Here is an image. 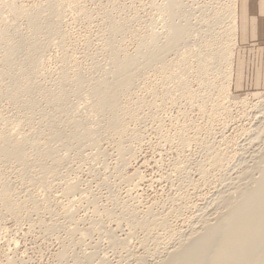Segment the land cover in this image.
I'll return each mask as SVG.
<instances>
[{"label": "rangeland", "instance_id": "rangeland-1", "mask_svg": "<svg viewBox=\"0 0 264 264\" xmlns=\"http://www.w3.org/2000/svg\"><path fill=\"white\" fill-rule=\"evenodd\" d=\"M178 1L0 0V145L22 152L0 153V264H160L250 182L264 68L238 81L237 42L226 89L235 0ZM172 22L190 35L166 50ZM133 55L119 106H94Z\"/></svg>", "mask_w": 264, "mask_h": 264}, {"label": "bare ground", "instance_id": "bare-ground-1", "mask_svg": "<svg viewBox=\"0 0 264 264\" xmlns=\"http://www.w3.org/2000/svg\"><path fill=\"white\" fill-rule=\"evenodd\" d=\"M178 2H179L178 0H168V4L166 7L168 10H170L171 14L168 13L169 16L172 17L173 14L177 13V12L175 13V7H177V9H178V5H177ZM180 2H182V1H180ZM181 4H180V6H181ZM179 8L181 9L182 7H179ZM237 12H238L237 0H235L233 2V7L230 8V18H231V21L233 22L232 26H234V33L237 32V22H236L237 21V15H238ZM174 16L175 15H173V17ZM172 20H173V18H172ZM35 26H36L35 28L39 27V25L37 26V24ZM183 26L184 25L180 26L176 23L174 24L173 22H172V24L170 23V29H169L170 30V33H169L170 38L168 37L169 38V42H168L169 44L168 45L165 44L166 47H164V45L163 46L158 45L159 43L157 41V43L155 42V44H157V46H159L158 48H160V46H161V48L164 47V49L167 50L170 48L169 47L170 45H171V47L175 46L177 48V46H179L180 43H182L186 39V37H189L188 34H189L190 30L187 31L188 27L184 28ZM151 38H153V37H151ZM153 39L150 40V44L152 47L155 46L151 43L154 41ZM156 40H158V37ZM229 41H231V40H229ZM229 43H232V44L229 47H227L228 45L227 46L225 45L226 46L225 50L222 52H219L220 54L222 53V56H220L219 53H218L219 55L217 53L216 54L218 56L222 57L221 59L223 61H225V63H226L224 65H227V67H226L227 69L224 68V70L225 69L228 70V73H225L226 71L224 72L225 76H227L226 74H228V77H226L227 78L226 81H228V84H226L225 88L227 87L226 89H228L231 92V88L233 86V83H232L233 82V76H234L233 64H234V57L236 55L235 54V47L237 45V36L234 37V40L229 42ZM226 44H228V42ZM146 46H148V45H146ZM36 48H38V47H36ZM145 48H147V47H145ZM34 49H35V47H34ZM156 49H157V47H156ZM164 49H159V50L164 51ZM223 49H224V46H223ZM35 50H34V53H35ZM38 50L40 52V49H38ZM159 50L157 51V53L159 52ZM151 51H153V50H151ZM160 53H159L160 58L158 56L159 59H161V57H162L161 55H163V53L162 54H160ZM148 54L149 53H147L146 55H148ZM208 54L210 56L211 54H215V53H211V54L208 53ZM216 54H215V56L217 57ZM114 55H117V54H114ZM129 56H131V55H129ZM209 56L207 55L206 58L208 57L212 61H214V59L216 58V57H214L211 59ZM132 57L131 58L128 56H126L125 58H122L121 56L118 58H116V56L113 57L114 60L112 62L114 64V71H112V72H114V73H112V74L115 75V80H113L114 79L113 78L112 79L113 82H111V83L109 82V79H108V81H106V80L102 81V82L100 81L101 82L100 84L97 83V86H94L92 91L90 90L91 92H93L92 95L95 97L94 106L97 105V107L102 109V110H107V109L114 110L115 108H117V105L119 104L118 103V98H119L118 96H119L120 90H121V92L126 90L125 88H127L128 85H130L131 80H133V79H131V75L132 74L134 75V71L136 70L135 69L133 71L134 68L132 69V66L135 64V62L133 60L134 55ZM137 57L138 56L136 55V59H137ZM153 57H155V55H153ZM150 58H151V56H150ZM158 58L156 57L157 60H158ZM208 58L205 61L206 64L205 63L203 64V65H205V67H206V65H208L207 62L210 61V60L208 61ZM139 59H140V57L137 60H139ZM152 59H151V61H152ZM137 60H136V63H137ZM141 60L143 61L144 59L141 58ZM145 60L147 62L149 59L147 60V58H146ZM140 64H141V62H140ZM140 64H138V65H140ZM209 65H208V67H209ZM134 66H136V64ZM112 80H110V81H112ZM230 92H229V94H230ZM258 95H260L259 92L254 93V96L256 99L259 98ZM243 98H244V100H242V101H245L247 97L245 96ZM262 102H264V100H262V98H261L258 100V102L253 103V106H254V108H258L260 104H261V106L263 105L262 109L259 108L258 110L261 113L260 115L264 116V104ZM258 115L259 114H257L256 118L259 117ZM257 121H259V120H257ZM261 123H262V120H261ZM263 127H264V123L262 126L260 125L259 128L256 130L257 135L253 134V135H256V136L252 137L253 139L261 138L260 136H261L262 132L264 131ZM262 138H264V137H262ZM247 142H249V141H247ZM260 142H261V140H260ZM255 152L257 153V149ZM258 152H259V150H258ZM0 153L4 154L5 156H21L22 155V152H21L19 147H8L5 145H0ZM223 156H225V155H223ZM258 158H259V160L257 161L256 159H258ZM258 158L255 159L256 166L253 167L255 169V170L253 169L255 172L257 169V172H258V173H256L257 176H255L254 175L255 173L252 172L253 170L251 168V164H250L251 170L248 169L249 167L248 168L246 167V171L244 170L245 174L243 172L242 178L243 179L245 178V180H246L249 177L250 182L246 183L244 186H240V184H238L236 182L238 185L235 184L236 186H234L233 190H227V191H229L228 193L222 194V195L220 194L221 196L219 197L220 199L218 198L217 203H218L219 207H221V210L219 209L217 211L218 213H217V216L215 218H213L214 220L213 221H207L206 219H204V221L205 220L206 221L203 224V226L200 227V229L198 228L197 230H195V232H192L191 235H189V237L187 236L188 238L186 239L185 242H183L184 240L180 241L183 243H180V246L179 247L177 246L178 248L174 247V249H172L173 251L169 252L168 253L169 255L167 256V258L165 257L166 259L162 260L163 262H161L160 264H264V151L262 153H260V157H258ZM217 161H218V159H217ZM251 163H254V162H251ZM217 164H219V163H217ZM249 172H251V173H249ZM251 179H252V181H251ZM71 187H69V189L72 190ZM228 187H230V186H228ZM71 194H72V192H71ZM162 221L164 222V220H162ZM163 222H160V223L163 224ZM166 252H168V251H166Z\"/></svg>", "mask_w": 264, "mask_h": 264}, {"label": "crops", "instance_id": "crops-1", "mask_svg": "<svg viewBox=\"0 0 264 264\" xmlns=\"http://www.w3.org/2000/svg\"><path fill=\"white\" fill-rule=\"evenodd\" d=\"M238 28L237 54L238 81L242 82L245 74L258 73L264 68V0H237ZM248 58L247 70L243 61ZM255 63V65H254Z\"/></svg>", "mask_w": 264, "mask_h": 264}]
</instances>
